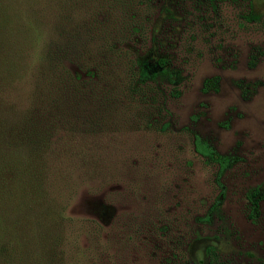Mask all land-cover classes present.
Returning <instances> with one entry per match:
<instances>
[{"label":"rangeland","instance_id":"374dc122","mask_svg":"<svg viewBox=\"0 0 264 264\" xmlns=\"http://www.w3.org/2000/svg\"><path fill=\"white\" fill-rule=\"evenodd\" d=\"M55 10L32 60L13 45L23 29L0 44V162L41 167L62 260L264 264V0ZM157 57L171 78L139 80ZM194 133L235 157L218 177ZM29 237L26 212L0 204V264H28Z\"/></svg>","mask_w":264,"mask_h":264},{"label":"trees","instance_id":"16d2710c","mask_svg":"<svg viewBox=\"0 0 264 264\" xmlns=\"http://www.w3.org/2000/svg\"><path fill=\"white\" fill-rule=\"evenodd\" d=\"M57 2L58 0H0V44L14 39L6 29H23L19 31L18 42L13 45L17 47L15 50L17 53L22 52L32 60L41 38L45 35V29H50L57 21L58 14L55 10ZM52 15L53 21L49 22ZM10 48L7 47L8 50ZM157 74H165L169 78L172 76L161 57H157L152 64H149L148 60L138 63L139 80L145 81L154 78ZM192 143L196 153L217 165V177L235 161V157L218 153L196 133L193 134ZM17 165L14 159L0 162V174H2L0 177L10 175L15 179V182L7 184L0 178V204L10 205L14 209H23L26 212L30 235L27 240L28 264H70L62 260L64 258L62 237L59 234L62 218L60 214L56 216L50 201L43 197L45 191L41 167L30 162L25 163V166ZM6 168L10 169L11 173L5 174ZM258 194L257 187L247 194L250 218L258 209ZM15 244L19 246L20 242L16 241Z\"/></svg>","mask_w":264,"mask_h":264}]
</instances>
